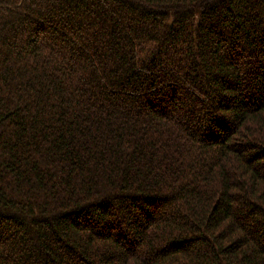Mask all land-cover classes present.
Segmentation results:
<instances>
[{"label":"trees","instance_id":"1","mask_svg":"<svg viewBox=\"0 0 264 264\" xmlns=\"http://www.w3.org/2000/svg\"><path fill=\"white\" fill-rule=\"evenodd\" d=\"M0 264H264V0H0Z\"/></svg>","mask_w":264,"mask_h":264}]
</instances>
